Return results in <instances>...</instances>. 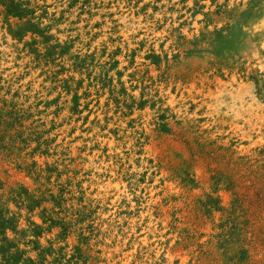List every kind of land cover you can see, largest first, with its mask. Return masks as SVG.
I'll return each mask as SVG.
<instances>
[{
	"label": "rangeland",
	"instance_id": "rangeland-1",
	"mask_svg": "<svg viewBox=\"0 0 264 264\" xmlns=\"http://www.w3.org/2000/svg\"><path fill=\"white\" fill-rule=\"evenodd\" d=\"M0 264H264V0H0Z\"/></svg>",
	"mask_w": 264,
	"mask_h": 264
}]
</instances>
